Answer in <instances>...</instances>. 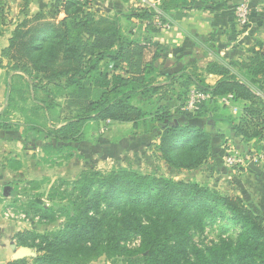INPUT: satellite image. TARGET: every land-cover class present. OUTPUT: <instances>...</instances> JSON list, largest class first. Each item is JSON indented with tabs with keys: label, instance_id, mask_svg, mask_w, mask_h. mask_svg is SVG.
<instances>
[{
	"label": "trees",
	"instance_id": "16d2710c",
	"mask_svg": "<svg viewBox=\"0 0 264 264\" xmlns=\"http://www.w3.org/2000/svg\"><path fill=\"white\" fill-rule=\"evenodd\" d=\"M24 1L27 7L29 0ZM173 1L180 2L175 5V10L182 12L189 10L194 0ZM237 6L238 4L234 7ZM53 9L56 15L62 13L63 18L51 23L46 20L48 12L43 11L27 16L15 25L8 46L1 52L2 57L14 64L16 62L12 66L13 70L29 76L35 73L34 77L39 79L38 82L32 84L30 79L27 83L33 90L40 88L38 84L41 79L54 82L58 76H67L65 85L58 86L68 91L61 108L65 123L58 128L52 127L45 135V138L54 139L62 146H53L51 142H47L43 146L45 155L60 153L65 148L70 150L65 144L79 142L82 127L91 122L128 123L133 129H137L139 122H145L146 119L151 127L154 123H159L161 133L157 149L162 158L173 168L188 171L199 167L211 154L209 134L200 127L190 125L189 120L214 113V119L226 123L236 136H241L246 141L260 140L263 136L259 129L260 125H264L263 101L248 82H243L232 74L230 67L237 65L243 69L249 83L264 94V42H256L247 48V57L238 64L231 62L225 66L208 62L203 73L192 55L183 57L160 73L156 63L164 52L162 45L145 36L134 39L125 35L117 16L98 15L91 9L89 0H55ZM161 9L164 13L170 10L166 5L161 6ZM52 15L54 14H50V17L54 18ZM131 17L139 19L141 25L145 23V28L154 34L162 30L158 24H167L159 16L154 21L153 11L148 9H138ZM59 59L63 63L56 66ZM101 61L110 67V76L99 72L92 83L87 84L85 77L97 72ZM62 66L65 69H61ZM208 75L217 78L211 85L206 82ZM160 76L166 86L181 82L179 88L186 90L182 94L185 98L190 88H195L210 98L207 102L199 103L194 111L180 108L173 111L166 105L145 110L146 100L165 86L156 82V78ZM222 97H231L234 103L244 104L240 124L236 125L232 117L215 115L219 109L217 102ZM31 99L35 101L32 110L37 114L42 108L35 97ZM41 106L49 112L54 108L53 105L44 103ZM179 118L184 121L178 122ZM0 127L6 129L7 125L0 123ZM94 176L96 178L90 179L89 183L95 184L99 192L86 198L90 193L89 187L82 190L86 196L83 201L84 210L78 219L71 220L68 239L47 241L43 247L38 248L39 256L33 259L34 264L67 263L73 255L79 253L80 249H76L80 244L78 242L91 241L96 236H99L96 242L81 249L86 256L90 252L95 257L104 255L108 259L139 256L145 264H217V259L207 257L197 248L194 249L193 262H182L184 252L176 246V239L169 228V219L183 223H190V220L181 216V212H176L178 206L180 211L192 216L196 212L213 214L215 206L221 207L229 215V220L240 228L232 247L233 263L264 264V216L247 206L242 198L222 196L195 182H175L125 169L106 175L96 172ZM116 199H123L126 204L124 207L140 210V214L152 211L149 215L151 219L144 221L137 213L110 219L104 214L98 220L89 215L92 209L98 208L100 201L111 210ZM103 223L107 224L106 230L102 229ZM130 234L140 238L136 248L129 249L122 245ZM15 237L19 246L28 247L24 232ZM215 251L222 252L224 248L216 247L213 249ZM25 262L20 259L11 260L7 264Z\"/></svg>",
	"mask_w": 264,
	"mask_h": 264
},
{
	"label": "rangeland",
	"instance_id": "374dc122",
	"mask_svg": "<svg viewBox=\"0 0 264 264\" xmlns=\"http://www.w3.org/2000/svg\"><path fill=\"white\" fill-rule=\"evenodd\" d=\"M54 1L50 0L49 4L47 3V8L43 6L39 10L48 12L49 15H47L46 20L51 23H56L63 18L62 13L57 15L54 13ZM234 1L235 4L239 5L247 0ZM102 2L104 3L103 0H91V7H94V10L102 8V12H106L105 7L100 6ZM250 2V0L247 1L249 8L251 7ZM40 3L36 1L34 3V7L36 6L35 10H29L31 14L27 15V7L24 0H0V35L6 30L7 32L9 30L13 31L19 21L39 12L37 11V6ZM262 5H264V2H262ZM138 9L140 8L121 6L117 11L116 9L113 10V14H109L110 16H119L121 30L125 35L134 39H142L144 37L141 29H144L142 26L146 25L145 23L141 25L140 20L134 18V28H130L132 24L128 22L127 16L133 18L131 14ZM152 11L154 13L153 20H158L157 11ZM50 14H54L52 15L54 18H51ZM169 29L167 28L164 31H169ZM204 50L206 52L203 53ZM231 52H235V50ZM231 52L220 54L209 48L204 49L202 47L200 54L194 56L197 59L200 71L203 72L208 60L216 61L215 59L218 57L224 59V64L226 65L231 62L238 64L248 55L245 49L243 51L240 50L239 53L237 51L235 53ZM262 52H264L263 49ZM163 53L171 52L165 51ZM202 54L206 55V59L200 58ZM171 59L172 57L169 58L164 54L159 63L165 64ZM4 61L11 71L18 73L16 75L23 79H16L18 83H24L25 81L28 83L30 79L32 84L38 82L39 79L34 77L35 73L31 74V76L20 74L17 70L12 69L16 62L14 64L6 57ZM24 61L27 62V59H24ZM62 63L63 61L59 59L56 66H61ZM62 67L60 68L65 69V66ZM109 68L104 61L99 62L98 71L87 75L85 82L91 84L92 80L100 73H106L110 76L111 69ZM230 71L237 79L248 82L249 86L259 94L264 105L263 92L257 90L255 86L249 83L245 78L244 70L235 65L230 67ZM66 77L58 76L54 82H47L41 79L38 84L40 88H36V90L31 89L29 86L27 88L25 85L15 87V89L12 87L9 97H13L12 100L15 104L12 106L13 108L11 106L9 108V116L11 117H8V119L13 120L10 119L13 116V118L23 121V119L25 120L26 117H29V126L34 127V132H37L40 137H44L47 132L49 133L52 127L64 124L61 108L64 105L68 91L58 88V86L65 85ZM156 82L165 85L161 76L156 78ZM179 83L181 82H177L174 86L165 85L156 95L148 98L146 100L147 104L145 103V110L154 109V107L165 105V103L176 105V108L185 109L184 104L187 97L185 98L182 94L186 90H181ZM32 97H35V100L40 104V108H42L37 114L33 112V107L29 110L28 106L27 108L22 106L23 102ZM43 103L44 105H53L54 108L49 112L47 108L45 109L41 106ZM217 103L219 109L215 115L223 116L224 118L232 117L236 125L240 124L243 103H234L230 97L221 98ZM135 104H137L136 101ZM14 111L16 112L13 113ZM213 114H209L199 121L200 128L208 133L211 138V154L199 167L190 171L175 169L164 161L157 149L161 133L159 130L160 124L154 123L151 127L148 119L145 122H139L137 129L131 128V124L128 123L114 124L109 121L87 123L82 127L81 133H79V138L81 137L79 142L65 144L70 150L65 148L60 153L53 152L51 155H45L44 153L42 159L47 161H39L41 152H36L38 156L37 158L35 157V163L38 169L35 172L31 170L33 171L31 172V178H21L20 185L10 184V191H13L16 197L18 196L15 199L16 202L12 200L13 206L11 207L12 210L10 209L12 214L10 216L17 219L21 218L23 221H19L25 223V227L30 231V236H28V231L25 230V227L22 228L24 229L25 241L34 253L32 257L23 258L26 261L25 264H34L33 259L37 255L39 256L38 248L43 247L47 241L59 242L68 239L71 220L73 218L78 219L84 210L83 201L86 196L82 190L87 186L89 187L90 193L86 198H91L93 193L98 194L99 192L95 184L91 185L89 183L90 179L96 178V176L93 177L96 172L106 175L118 169H125L142 175L163 177L175 182H195L200 186L218 192L222 196L240 197L247 206L264 216V125L259 126L263 134L260 140L252 139L251 141H246L241 136H236L226 123L214 119L212 117ZM47 117L50 119H47ZM182 120V118H179L178 122ZM14 123L11 122V124ZM35 145L40 146V143H35ZM56 146L59 147L62 144L57 143ZM234 161H236L235 165L230 164ZM251 164L259 169V173L249 167ZM1 196L2 189L0 188ZM73 203H75L74 206ZM124 206L126 204L123 203V199H116L114 200L113 208L110 210L105 203L100 201L98 208L92 209L89 215L95 216L98 220L104 214L110 219L111 217L132 216L137 213L138 217H141L144 221L151 219L149 215L152 214V211L150 210L146 211V214H140V210ZM175 210L176 212H181V216H185V219L190 220V223H183L181 221L173 222L169 219V228L176 239V246L184 252L182 262H193L195 259L194 249L197 248L202 250L207 257L217 259V264H234L232 247L235 244L240 228L229 220V215L221 207L215 206L213 214L196 212L195 216L180 211L181 208L179 206ZM167 216L171 217L169 214ZM106 226L107 224L103 223L102 229L106 230ZM97 237L99 236H96L91 241L81 240L78 242L80 244L76 249H80L79 253L73 255V258L67 263L61 262V264H145L139 256L131 258L119 256L108 259L104 255L95 257L92 252L86 256L81 249L86 246L90 247L93 242L97 241ZM139 239V236L130 234L123 240L122 245L129 249L136 248L140 242ZM216 247L224 248V251L213 252ZM86 257L88 260H85ZM11 260L13 259L9 258V261Z\"/></svg>",
	"mask_w": 264,
	"mask_h": 264
},
{
	"label": "crops",
	"instance_id": "0c3cea01",
	"mask_svg": "<svg viewBox=\"0 0 264 264\" xmlns=\"http://www.w3.org/2000/svg\"><path fill=\"white\" fill-rule=\"evenodd\" d=\"M36 1L42 3L37 6V11L41 10L43 6L47 8V3L49 4L50 2V0H29L26 8L27 15L31 14L29 10H35L36 6L34 7V3ZM103 1L104 3L102 2L100 6L105 7L104 9H106V12H102V8L94 10V7H91V9L99 15H111L113 14V10L116 9L117 11L121 6L156 10L157 15L163 18L167 25L170 26L169 31L165 32L161 30L157 34L149 33L145 26H142L144 29H141L145 37L159 42L164 52H171L162 53L159 59L160 61L164 54L169 58H174V60L171 59V61L165 64H160L159 60L157 61L156 67L160 73H163L168 67H171L183 57L200 54L199 52L202 50V47H204V49L209 48L220 54L230 53L233 50L239 53L240 50L243 51L245 49L246 51L248 47L255 45L256 42H264L263 0H250V24L246 29L242 28L236 19V7H234L236 4L234 0H194L192 7L182 12L175 10V5H178L180 2L173 0ZM190 1L191 0H188V2ZM89 5L92 6L91 0H89ZM164 5L170 9L168 13L162 11L161 6L164 7ZM47 11H49V9H47ZM127 17L129 18V16ZM134 21V18L128 19V22L132 24L130 28H134ZM11 32V30L8 32L6 30L0 35V123L7 125L6 129L0 127V188L2 189V196L0 197V264H7L9 258H12L14 253L13 248L17 249L20 247L14 235L24 232L22 228L25 227V223L20 222L23 221L21 218L17 219L8 214V211H10V209L12 210V200L16 202L15 199L18 198L13 191H10V184L20 185L21 178H31V172H33L31 170L35 172V170L38 169L35 163V159L38 156L36 152H41L39 155L41 156V160L39 159V161H43V146L45 142L50 141L53 146L57 144L53 139H47L45 136L40 137L37 132H34V127L32 128L29 126V117L27 118L25 116L26 118L25 120L23 119V121L15 119L13 116L10 118L13 120L8 119V117H11L9 116V108L15 104L12 100L13 97H9L12 87L15 89V87L25 85L28 88L26 81L24 83L17 82L16 79H23L20 78L19 75H16L18 73L11 71L10 68L6 66L4 58L1 56L2 50L8 46ZM204 52L206 51L204 50L203 53ZM205 56V54H202L200 58L206 59ZM215 60L216 61L208 60L206 62H217L226 66V64H224V59L217 57ZM230 60L235 61L234 59ZM14 74L15 76H13ZM216 79L215 76L208 75L206 77V82L211 85ZM34 102L33 99L28 98L23 102L22 106L25 108L28 106L30 110L31 107H34ZM165 105L171 110L176 108V105H169L168 103H165ZM15 112L16 111L13 113ZM200 120L201 118H194L189 120L188 123L200 127ZM183 121L184 120L180 121V123ZM11 122L15 123L11 124ZM113 123L115 124L117 122ZM62 125H58L57 128ZM35 143H40V146H36ZM5 188H8L6 191L8 195L4 193ZM25 230L28 231L29 229L25 227Z\"/></svg>",
	"mask_w": 264,
	"mask_h": 264
},
{
	"label": "built area",
	"instance_id": "2783aa9c",
	"mask_svg": "<svg viewBox=\"0 0 264 264\" xmlns=\"http://www.w3.org/2000/svg\"><path fill=\"white\" fill-rule=\"evenodd\" d=\"M80 1H85V0H80ZM249 9L250 8H249L247 1L240 3L236 7V11H235L236 19L242 28H246L248 26L249 13H250ZM158 25L161 26L162 30H165V29L167 30V28H169V25L167 24H158ZM209 98H210L209 95L198 92L195 88H190L187 94L186 102H185V109L188 111H194L197 108V105L199 103L203 101L207 102ZM222 98H229V97H222ZM230 164L235 165L236 161L231 162ZM8 214L9 215L12 214L11 211H8Z\"/></svg>",
	"mask_w": 264,
	"mask_h": 264
},
{
	"label": "water",
	"instance_id": "95a60500",
	"mask_svg": "<svg viewBox=\"0 0 264 264\" xmlns=\"http://www.w3.org/2000/svg\"><path fill=\"white\" fill-rule=\"evenodd\" d=\"M252 170H254L256 173H259V169L255 167L253 164L249 166ZM8 188H5L4 193L6 194ZM14 253L12 255L13 260H19L23 259L24 257H32L34 256V253L32 249L29 247H19L17 249L13 248Z\"/></svg>",
	"mask_w": 264,
	"mask_h": 264
}]
</instances>
